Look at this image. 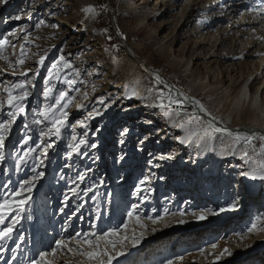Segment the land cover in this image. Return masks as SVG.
<instances>
[{
  "label": "rangeland",
  "instance_id": "obj_1",
  "mask_svg": "<svg viewBox=\"0 0 264 264\" xmlns=\"http://www.w3.org/2000/svg\"><path fill=\"white\" fill-rule=\"evenodd\" d=\"M10 1L13 0L8 3ZM47 1L24 0L14 11H7L8 3L0 0V39L9 41L4 50L7 60L0 59V99L6 100L3 89L8 84L32 82L28 85L30 96L25 101L26 111L17 117L5 140V160L0 163V199L8 196L24 179L35 175L32 167L41 159L44 162L38 170L45 173L36 183L12 239L0 241V264H31L41 251L50 250L56 239L67 238L77 231H96L99 235L112 227H122L127 212L134 206L145 218L165 216V210L168 214L156 225L148 222V231L142 241L136 247L129 245L125 255L113 264H167L169 260L174 264H194V260L210 264L223 248L236 249L231 240L246 232L247 228H241L248 219L246 214L252 210L257 214L258 211L238 205L235 212H225L221 217L209 215L207 220L198 221L192 213L218 212L219 209H212L210 199L196 205L199 198H194L193 174L188 176L181 170L173 179L175 171L169 174L166 163H161L157 172L151 169L154 168L153 160L160 156L177 155L175 152L181 146L178 139L182 134L173 129L151 143L159 131L164 130L167 120L166 114L156 109L158 93L163 89L155 82L157 74L146 70L143 64L128 55L115 31L122 40V36H128L130 42L124 41L147 67L154 69L153 64L158 62L174 71L171 78L177 80L179 77V81H173L175 84L160 75L199 99L218 123L227 126L232 133L253 136V141L261 144L264 143L260 139L264 131L255 129L264 113V89L260 87L258 91L262 97L261 112L251 110L247 104H237L240 88L247 80L253 96L264 77V73L259 75L264 69L259 65L260 59L264 62V0H164V5L162 0H116L114 7L109 0H104L109 21L106 29H111L106 32L105 28L100 29L104 24L100 19L98 0H54L51 5H46ZM214 2L216 6L210 8ZM235 3L239 5L234 8ZM88 7L94 8L95 13H86L84 10ZM204 7H209L206 12ZM189 11L193 13L189 15ZM15 16L20 19H13ZM21 46L26 53L22 66L16 64ZM122 50L126 57L120 52ZM41 57L45 58L43 65L38 63ZM53 64H58L60 78L53 76L48 81ZM65 64L70 67L65 68ZM21 71H26L27 76L21 75ZM255 75L258 76L254 79ZM112 77L122 79V88L111 89L107 95L98 94L100 85L111 81ZM65 79L75 83L68 85ZM53 86V97L60 91L75 97L68 109L69 126L62 130L59 138L42 136L41 130L47 131V126L32 123L34 118H40L36 116L39 109L54 102L46 101L43 96L45 88ZM150 87L153 88L151 95L146 91ZM134 88L147 98L131 96ZM85 93L87 99L83 98ZM79 108L84 109L72 113ZM93 109H99L102 114L88 118ZM8 110L5 104L0 110V120L8 118ZM181 116L182 125L199 135L197 139L201 142L205 133L199 129L205 125L200 115L189 112ZM192 116L198 119H192ZM82 120L87 123V128L77 123ZM73 135L87 139L97 147L82 146V151L88 152L87 156L73 153L68 158L67 144ZM28 137L32 139L25 144ZM47 143L56 147L49 149V157L44 159L41 150ZM36 144H41V148L30 152ZM227 145L241 155L223 159L227 164L224 162L222 169V161L218 168H213L219 183V174H224L225 168L229 171L227 180L220 177L225 197L223 207L234 201L230 191L235 190V184L242 181L243 187V180L237 178L240 173L249 164L259 166L261 162L259 158H252L246 163L242 159V143L234 146L232 140ZM190 148L189 154H184L183 148L178 153L184 163H190L200 154L197 148L194 154V148ZM25 153L29 154L25 156ZM19 157H24L26 162L17 170ZM198 165L200 172L201 162ZM233 173L236 180L231 177ZM80 175L85 176L83 182L79 180ZM141 180H147V183L141 184ZM254 182L258 187L253 195H261L264 200V181L257 179ZM183 185H186L184 191L176 190ZM89 187L92 191L85 196L84 190ZM137 189L141 190L137 192ZM179 212H184V216H179ZM15 215L13 213L6 223H11ZM258 215L264 216V211ZM181 219L184 223H180ZM198 223L204 227L196 228ZM93 224L97 226L95 229ZM170 229L177 233L170 236ZM263 234L264 231H260L258 236ZM212 242L218 244L217 249L211 248ZM249 253L245 252L235 264L262 261L258 256L251 259ZM66 259L75 261L79 258L58 255L56 264H64Z\"/></svg>",
  "mask_w": 264,
  "mask_h": 264
},
{
  "label": "snow or ice",
  "instance_id": "obj_2",
  "mask_svg": "<svg viewBox=\"0 0 264 264\" xmlns=\"http://www.w3.org/2000/svg\"><path fill=\"white\" fill-rule=\"evenodd\" d=\"M5 4L8 3V0H3ZM255 11V9H253ZM264 10V9H262ZM88 14H94L95 9L92 7H88L84 10ZM13 19L19 20V16L13 17ZM9 45V41L5 39H0V59L7 60V57L4 56L5 47ZM14 47V46H13ZM26 59V53L24 51L23 46L20 49V56L16 60L17 65H24ZM44 57H41L38 61L39 64L43 65ZM11 67V65H10ZM65 68L70 67V65L65 64ZM15 72V69H13ZM60 68L58 64H53L51 69H49L48 73V81H50L53 76L56 79H59ZM23 76H27L26 71H21L20 73ZM38 74V73H37ZM46 81V83L48 82ZM155 82L157 85L162 83L160 78L157 76L155 78ZM31 81L19 82V83H10L4 87L3 91L6 94V100L0 99V110H2L7 104L8 112L7 119L0 120V163H3L5 160V156L3 154V149L5 147V140L7 139L9 133L11 132L12 126L16 123L17 117L26 111L25 101L28 100L30 96V92L28 91V85L31 84ZM65 83L68 85H73L75 83L74 80L65 79ZM166 86V85H165ZM147 93L149 95L152 94L153 88H147ZM54 86L46 87L43 96L46 101L53 100L54 102L46 104L44 107L39 109L36 113L37 117L32 120V123L35 125H46L47 131L41 130L42 136H48L51 138L55 136L57 138L61 137L62 130L69 126L68 109L75 100V97L70 96L68 92L60 91L58 95L53 97ZM131 96L137 98H147L142 97L141 93L138 89L134 88L131 92ZM158 96L161 98V102L159 107L163 109H171L173 105L176 106V109H183L184 105L177 99H173L171 96L167 98V104L163 103V93H158ZM84 99H87V93L84 94ZM101 104L104 103L103 100L100 101ZM199 104L198 101L194 102ZM78 107H83L79 105ZM200 111L205 112L206 115H210L207 113L206 109H204L203 105H199ZM101 111L99 109H93V111L88 113V118H92L95 116L101 115ZM187 114V113H185ZM175 115L180 116L181 112L176 111ZM87 119V118H86ZM192 119H198L196 116H192ZM215 117H212V120H215ZM81 127L87 128L88 125L85 121H77ZM75 128V125H71ZM27 128L28 125L25 124ZM211 130L212 132H220L225 133L227 136L231 137L234 143V146H239L241 143L244 145L243 148V156L242 159L245 160L246 163L250 162L252 157L249 155L248 149L251 147L253 152H256L257 149L253 145V136H249L247 134L241 133H232L229 132L226 128H217L211 121L208 122L206 128L199 129V131L207 134ZM31 137L25 139L24 143L27 144ZM261 141H264V136L260 137ZM185 141H181L184 143ZM41 143H44L41 141ZM123 143V141H121ZM191 143V140L188 141ZM82 146L86 148H96L97 145L95 143H89L87 139L80 138L78 139L75 135L71 137V141L67 144V148L70 150L67 153L68 158H71L73 153L78 156H87V151H82ZM55 144L47 143L41 150V156L44 159H48L49 157V149H55ZM199 147V144H197ZM37 148H41V144H36L35 148L30 149V152H35ZM29 153H25L27 156ZM259 155L264 156V143H261L259 147ZM19 163H17L16 167L19 170L20 165L25 163L24 157H19ZM123 159V157H121ZM160 160L171 159V157L160 156ZM43 159L40 160L38 164H35L32 167V172L35 173L31 178L24 179L21 183H19L18 187L12 189L8 196H5L3 199H0V241H7L12 239L13 232L15 230L16 224L19 222V219L22 218V213L25 211V206L28 204L31 199V193L36 186V183L42 179L45 175L43 171H39L38 169L43 165ZM240 175L247 176L252 180H262L264 181V161L259 162V166L256 169H253L251 172H241ZM85 179L84 175H80L79 180L83 182ZM141 184L147 183V180H141ZM141 189H137L139 192ZM92 191V188L84 190V195L87 196L88 193ZM74 194H77L75 190H73ZM67 204V201H65ZM239 200H234L227 207H221L217 211H201L199 214L192 213L193 216L196 217L198 221H204L208 219L209 215H219L225 212H235L238 209ZM15 213V217L13 218L11 223H6L9 217L13 216ZM167 210H165V216L167 215ZM173 216L177 215V213H172ZM179 216L183 217L184 212H179ZM165 216H147L143 217L137 206H134L130 211L127 212V219L122 222V227H112L107 231H103L102 234H97L96 231H88V232H75L74 235H70L67 238L56 239L54 246L50 248L48 251H41L39 253L38 258L31 261V264H56L58 255H64L66 257H76L75 261L71 259H66L64 264H113V261L118 257L125 255V249L131 245L132 247H136L144 238L145 233L148 231V222H151L153 225L160 223V221L165 219ZM30 218V217H29ZM261 220H264V216L256 217V221L252 222L250 226L247 228L248 233H254L257 231H264V225L261 224ZM180 223H184L181 219ZM97 226L95 224L92 225V228L95 229ZM155 231V228L152 229ZM241 235V239H243V235ZM226 239V238H225ZM18 247V246H17ZM211 248L213 250L218 248V244L215 242L211 243ZM204 250H201V255H204ZM231 256L232 252L228 247L223 248V250L215 257V260L212 264H219V261L225 256ZM182 260L183 257H180ZM167 264H174L173 260L167 261Z\"/></svg>",
  "mask_w": 264,
  "mask_h": 264
},
{
  "label": "bare ground",
  "instance_id": "obj_3",
  "mask_svg": "<svg viewBox=\"0 0 264 264\" xmlns=\"http://www.w3.org/2000/svg\"><path fill=\"white\" fill-rule=\"evenodd\" d=\"M23 1L24 0L10 1L7 5V9H8L7 11H14L16 6L18 4L20 5ZM47 2L48 3H46V5H49V4L51 5V2H54V0H49ZM161 4L164 5V4H166V2H164V0H162ZM238 5L239 4L235 3V4H233V7L235 8V6H238ZM213 6H216L215 2L213 4H210L209 7L211 8ZM219 6H220V3H218L217 8H219ZM209 7H204L203 10L206 12V9ZM231 12H235V11H231ZM192 13H193L192 11L188 12L189 15ZM141 22H142V20H141ZM9 34H12V32H9ZM192 34L195 35V33H192ZM125 47H127V46H125ZM125 47H123V48L125 50H127L126 52H128L131 55L132 52H130V50L126 49ZM259 65H260V67H264L263 59H260ZM263 73H264V69L259 73V75H261ZM153 74H155V73H153ZM257 76L258 75H255L254 79L257 78ZM258 79H260V77ZM110 80L111 81H108L106 83L107 85L106 84L100 85V87L98 88V91H97L98 94H106L107 95L111 91V89L112 90L113 89L120 90L122 88L123 81H122V79H120V77H112V79H110ZM161 81H162V83H160V84H161V87L163 89L162 90L163 103L167 104V98L169 96H171L173 99L179 100L184 105V107H183V109H176V106L173 105L171 109H163V108L159 107V104L161 102V98L159 96L157 97L156 109L163 111V113H165L167 116V118H166L167 120L165 123L164 130L159 131L158 135H156L153 138L151 143L154 142L157 139V137H159L161 134H165L166 132H169L170 130L175 129L176 132H180L182 134V137L178 139V141L180 142L179 146L180 145L181 146H180L179 150L178 151L176 150V152H175L177 155H174V157H172L173 154H172V156H169V157H171V159L160 160L158 158L156 160H153L154 168H151V169L154 172H157L158 169L160 170L162 167L161 163H166V165H168L167 172L169 174H171V172L175 171V173L173 175V179L175 177L179 176V173L181 170L188 173V176L193 174V180L192 181H194L193 183L196 185L194 198H196V199L199 198V200L197 199V201H196V205H198L199 203L202 204V201L210 199L211 203H212V209H213V207H215V210L219 209L225 205V197L222 195L223 189L221 190V186H222L223 182H222V179H220V177L221 176L223 178L225 177L224 179L227 180V177L229 176V173H228L229 171L227 168H225L226 171L224 172V174H222V173L219 174V180L222 182V183L221 182L219 183L218 180H215L216 177H215V174L213 173V168H214V166L217 167V163H219L221 161L223 164H222V166H220V168L223 167L224 162L227 164V162L225 161L226 159H230V158L233 159V158L241 155V153H237L234 150V147L227 145L228 142H232V138L227 136L225 133L212 132L211 130H209V132L207 134H204L203 140L201 142H198L197 137L199 135L196 136L195 135L196 133L194 134V131L191 130V128L187 127L186 125H182V122H181L182 116L181 115L180 116L175 115V112L177 110L180 111L181 114L190 112V113H193L195 115H200V117L202 118L203 123L205 125V128L207 127L208 122L211 121L217 128H226L229 132H231V131L224 124L218 123V121L216 119L212 120V117H214L212 114L206 115L205 112H201L199 105H203V104L200 102L199 99H196L192 95L187 94V92L182 91L181 89H179V87L175 86L174 84H168L163 80H161ZM261 81L262 82L259 84L257 92H255L254 95L251 96L250 92H249L250 91L249 90V87H250L249 79L247 80V82L240 88L239 95H238V104H237L238 106H239V104L240 105L247 104V106L249 105L250 109L253 111H258V110L260 111L261 110V108H262L261 98L262 97L260 96L258 91H259L260 87H262L264 89V77L261 78ZM196 101H198L199 104L194 103ZM203 107H204V109H206V107L204 105H203ZM80 109H84V108L76 109L72 113L75 114ZM206 111H207V113H209V111L207 109H206ZM263 117H264V113L262 114V117L259 118L260 124L255 129L256 131H264V118ZM159 123H160V121H158V124ZM182 140L185 142L181 143ZM189 140H191V143H188ZM221 141H224V142L220 143ZM197 144H199V147H197ZM190 147L194 148V149H192L193 154L196 152V148L200 151L199 152L200 154L192 160L193 163H192V161L190 163H184L183 157H180L179 156L180 154H178V153L183 148V151H184L183 153L189 154L190 149H191ZM163 148H165V146ZM172 158H173V160H172ZM223 159H225V160H223ZM168 161H170V162H168ZM200 162H201V168L202 169H200V172H199L198 171L199 170L198 163H200ZM177 163H180V165L179 164L177 165ZM182 163H184V164L182 165ZM230 163L232 164V161H230ZM192 164H193V166H192ZM231 164H229L228 166H230ZM238 165H239V163L237 162L236 167ZM208 167H209V169H207ZM256 168H258V165L255 163H253V164L251 163V164H249V166H247V168H245L244 172H251L253 169H256ZM147 173H149V172L147 171ZM233 175H235V174L234 173L231 174L232 179L236 180L235 179L236 177ZM240 177L244 182L243 187L241 185V181L239 183L236 182L237 184H235V190L230 191L231 198L234 200H239V205H244L246 207H250L251 210L253 207L256 210V213L258 211L257 214L252 212L253 210L251 211L252 213L250 212V213L246 214L248 219L241 226V228L245 229V228H248L252 222L256 221V217L259 216L258 215L259 212L264 211V200L261 199V195H257V196L253 195L254 190L258 187L255 184L254 180L250 179L249 177H243L242 175H240ZM240 177H237V178H240ZM185 188H186V185H183V186L177 187L176 190L184 191ZM217 189L220 192H218ZM164 192H166V191H164ZM234 193H235V195H234ZM228 196H229V194H228ZM243 200H244V202L240 203ZM216 216H220V217L224 216V213H221V214L216 215ZM261 224L264 225V220H261ZM197 227L201 228L204 226L201 223H198L196 228ZM169 231L170 232H168V234L170 236H173V234L175 235L177 233V231H172V229H170ZM258 233H260V231H257L254 233H248L247 229H246V232L243 234V239H241V237L236 238V239L233 238L231 240L232 241L231 245H233V246L236 245L237 248L232 249L229 247L230 251L232 252V255L231 256L225 255L219 261V264H235V263L239 262L238 260H240L242 258V255L247 251H249L250 252L249 254L252 255L251 259L253 257L255 259V256L256 257L258 256L262 260L261 262L250 261L247 264H264V234L262 236H258ZM230 243H229V245H230ZM217 255H219V253ZM215 257L212 258V260H211L212 262L215 260ZM194 262H195L194 264H207V263H204L203 261L197 262L194 260ZM212 262L210 264H212Z\"/></svg>",
  "mask_w": 264,
  "mask_h": 264
},
{
  "label": "trees",
  "instance_id": "obj_4",
  "mask_svg": "<svg viewBox=\"0 0 264 264\" xmlns=\"http://www.w3.org/2000/svg\"><path fill=\"white\" fill-rule=\"evenodd\" d=\"M99 2H100V5H99V8H98V11H99V13H100V19H101V21L103 22V27H101L100 26V24H99V26L101 27L100 29H103V28H105V32L108 30V31H110L111 29L108 27L107 29H106V26L109 24V21H108V9H107V6L104 4V0H98ZM115 1L116 0H109V4L112 6V7H114V3H115ZM102 6V7H101ZM102 15V16H101ZM105 26V27H104ZM123 37V39L126 41V42H130V40H129V38H128V36H122ZM109 42H111V40L109 39ZM125 57H126V54L123 52V50L122 51H120ZM153 67H154V69L156 68V70L163 76V77H165V78H167L168 80H170V81H179V77L177 76L176 78H177V80L175 79L174 80V78H171V75L172 74H175L174 73V71H171L169 68H166V67H164V66H161L158 62H156L155 64H153ZM174 83V82H173ZM175 84V83H174ZM177 85V84H176ZM155 93V96H156V94H157V92H158V87H156V89H155V91H154ZM253 145L255 146V148L257 149V151L256 152H253L252 151V149H251V147L248 149L249 150V153H250V156L252 157V158H254V159H258L259 158V160H261V161H264V156H261V155H259L258 153H259V147H260V145L261 144H259L256 140L255 141H253Z\"/></svg>",
  "mask_w": 264,
  "mask_h": 264
},
{
  "label": "water",
  "instance_id": "obj_5",
  "mask_svg": "<svg viewBox=\"0 0 264 264\" xmlns=\"http://www.w3.org/2000/svg\"><path fill=\"white\" fill-rule=\"evenodd\" d=\"M114 31H115V29H114ZM115 35H117V36L119 37V39L122 41V42H121V44L123 45L122 47L127 46V47H125V48H126V49H129L130 52H131V47H130V46H129L124 40H122V39L120 38V36L118 35V33H116V31H115ZM124 45H125V46H124ZM125 51H127V50H125ZM128 55H129V56H130L135 62L143 64L144 67L146 68V70L151 71V73H155V75H156V73H157V76H159V78H160L161 80H163V81H165L166 83L170 84L169 81H167L165 78H163V77L160 75V73H159L156 69L154 70V69H152V68H149V67H147V65H146L143 61L138 60L137 57L133 54V52H132L131 55L128 53Z\"/></svg>",
  "mask_w": 264,
  "mask_h": 264
}]
</instances>
